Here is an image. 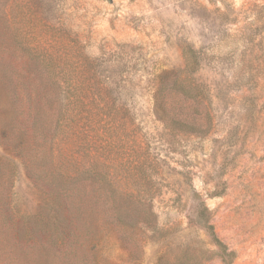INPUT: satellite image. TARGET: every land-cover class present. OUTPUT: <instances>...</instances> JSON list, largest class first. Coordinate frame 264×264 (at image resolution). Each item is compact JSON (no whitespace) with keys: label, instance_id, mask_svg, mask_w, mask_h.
<instances>
[{"label":"rangeland","instance_id":"rangeland-1","mask_svg":"<svg viewBox=\"0 0 264 264\" xmlns=\"http://www.w3.org/2000/svg\"><path fill=\"white\" fill-rule=\"evenodd\" d=\"M30 49L46 74L28 72ZM80 65L95 87L109 79L113 123L107 139L78 116L92 143L62 163L68 181L48 142L18 147L9 83L30 77L55 98L47 78L81 81ZM164 71L186 75L189 128L150 114ZM58 105L41 102L48 127ZM103 159L121 183L141 179L150 220L98 190ZM201 205L229 264H264V0H0V264H224ZM124 210L139 217L117 223Z\"/></svg>","mask_w":264,"mask_h":264},{"label":"trees","instance_id":"trees-1","mask_svg":"<svg viewBox=\"0 0 264 264\" xmlns=\"http://www.w3.org/2000/svg\"><path fill=\"white\" fill-rule=\"evenodd\" d=\"M27 55L30 59V65L28 72L46 74L49 70L47 64L40 59V55L36 50L27 51ZM74 70L81 74L84 78L78 81L72 78L66 82H60V80L47 78V84L51 89L57 93L54 97H50L48 92L41 93L39 88L33 84L32 78L25 79L20 77L17 83H9L13 91L14 106L16 107V121L15 126L19 133L18 135V147L23 144L24 138L31 137L32 141L42 140L45 144L48 142L50 146L51 161L54 164V170L58 173L57 179L60 177L65 180H72L75 174L62 170V163H70L68 159L72 149L76 147L77 142H87L91 145L92 138L88 135L84 129L80 127L79 118L85 123H89L88 115L91 116L90 124L96 123L100 131L107 136L112 128V112L111 104L109 101L110 85L109 79L105 82H100L95 87L90 78L94 76L90 74L88 68L85 65L75 67ZM26 72L25 75H31ZM89 75V77L87 76ZM33 75H31L32 77ZM75 76V75H74ZM87 78V79H85ZM156 82L152 87L149 94L150 100V114L154 119V122L162 124L164 127L174 128L175 126H183L189 128L191 122L188 120L186 110L189 109L188 95L190 92L187 85V78L183 71H170L162 72L156 76ZM87 84H86V83ZM93 87V89H92ZM96 91V94H94ZM62 94V96H61ZM95 95V100L93 96ZM41 102L45 103L49 109H52L56 103L59 105L57 109V118L55 122L48 123V115H46L41 106ZM97 104L99 109L97 112H103V116L97 118L96 114L91 115L89 112L90 106ZM82 107V110H81ZM91 111V110H90ZM79 116V118H78ZM94 117V118H93ZM52 118V116H50ZM95 124V125H96ZM5 134V133H4ZM102 138V137H101ZM103 141V140H102ZM106 144V142L104 141ZM173 144V143H172ZM171 147V146H170ZM103 151V150H102ZM64 156L62 160L61 157ZM106 160H95L92 163L95 170L94 177L100 183L98 190L106 192L109 197L106 200L111 199L112 203H115V197H119L124 200L123 208L129 206H136L137 213L144 212V220L148 221L152 218V212L150 210L153 197L145 194L140 188L141 179L136 176H132L131 182L124 179L121 183V179H116L113 174L108 170H105ZM138 161H134L133 164L138 165ZM77 173V172H76ZM136 175V174H134ZM55 188H59L56 180H54ZM51 198V196H50ZM54 197V200H48L49 203H58ZM146 209V210H144ZM200 210V225L204 228L206 233L210 236L212 243H214L219 250L222 251V262L229 264L231 254L226 252V248L216 238L212 226L209 225L208 217L206 216V208L204 206L199 207ZM137 214V215H138ZM136 217V218H135ZM139 216H133L129 211L124 210L116 215L117 223L126 224L128 221H136ZM198 223V222H197Z\"/></svg>","mask_w":264,"mask_h":264}]
</instances>
